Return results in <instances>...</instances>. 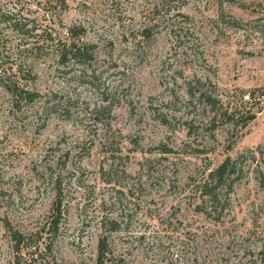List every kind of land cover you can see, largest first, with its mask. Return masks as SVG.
I'll return each mask as SVG.
<instances>
[{
  "label": "rangeland",
  "instance_id": "rangeland-1",
  "mask_svg": "<svg viewBox=\"0 0 264 264\" xmlns=\"http://www.w3.org/2000/svg\"><path fill=\"white\" fill-rule=\"evenodd\" d=\"M61 1L0 0L94 54L0 46V264H264V0Z\"/></svg>",
  "mask_w": 264,
  "mask_h": 264
},
{
  "label": "trees",
  "instance_id": "trees-1",
  "mask_svg": "<svg viewBox=\"0 0 264 264\" xmlns=\"http://www.w3.org/2000/svg\"><path fill=\"white\" fill-rule=\"evenodd\" d=\"M19 1V0H18ZM23 1V0H22ZM39 5L41 2H37ZM62 9L66 8L65 1H61ZM25 5L18 7H9L6 4L0 2V46L6 44V33L10 32L16 36L18 55L23 52H29L33 54L35 59L40 56L41 53L48 52L51 57H56L60 63L77 62L85 63L93 57V49L91 44L83 40V27L81 24H72L65 26L64 38L59 36L60 31L56 28H52L50 31L48 28H43L39 24V17H31V11L27 8V12H24ZM62 11V10H61ZM61 11L59 15H61ZM38 23V24H37ZM23 46L22 48L20 46ZM21 52V53H20ZM30 58V57H28ZM23 58L20 60V64L16 62L17 68H22ZM14 62L12 61L9 66L4 67V60L0 63V82H5L9 85L15 93L18 92L14 83V78L11 77V70H13ZM2 70L4 71L2 73ZM8 77V80L6 79ZM20 95L29 96L26 92L20 91ZM252 117V116H251ZM264 155V153H263ZM236 161L233 162L231 158H227L214 172L211 173V178L207 187H209V199L211 204L215 206L218 200L219 186H224L227 176L230 174L231 168H235ZM231 175V174H230ZM264 182V178H263ZM60 210L59 206L57 208ZM53 228L56 230L58 220H55ZM21 237L23 235L19 232H14L12 238L16 241V247L21 244ZM106 241L100 240L98 246V254L96 258V264H101L106 255ZM20 249H17V251ZM29 258L16 257L14 264H65L59 260L56 254L53 252L52 242H48L42 246L36 245L32 250Z\"/></svg>",
  "mask_w": 264,
  "mask_h": 264
},
{
  "label": "built area",
  "instance_id": "built-area-1",
  "mask_svg": "<svg viewBox=\"0 0 264 264\" xmlns=\"http://www.w3.org/2000/svg\"><path fill=\"white\" fill-rule=\"evenodd\" d=\"M245 97H246L247 99H249V98H250V95L248 94V95H246Z\"/></svg>",
  "mask_w": 264,
  "mask_h": 264
}]
</instances>
